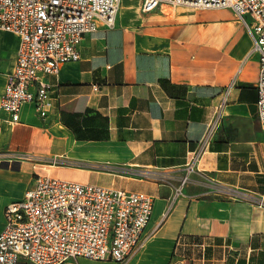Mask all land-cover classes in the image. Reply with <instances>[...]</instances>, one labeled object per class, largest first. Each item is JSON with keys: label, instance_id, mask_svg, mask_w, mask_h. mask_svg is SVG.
Masks as SVG:
<instances>
[{"label": "crops", "instance_id": "crops-1", "mask_svg": "<svg viewBox=\"0 0 264 264\" xmlns=\"http://www.w3.org/2000/svg\"><path fill=\"white\" fill-rule=\"evenodd\" d=\"M18 44L0 30V95ZM79 51L44 77V116L33 102L16 121L0 108V230L6 204L46 175L152 196V233L127 264H264L258 55L243 21L229 8L120 0L114 24L98 22Z\"/></svg>", "mask_w": 264, "mask_h": 264}, {"label": "built area", "instance_id": "built-area-1", "mask_svg": "<svg viewBox=\"0 0 264 264\" xmlns=\"http://www.w3.org/2000/svg\"><path fill=\"white\" fill-rule=\"evenodd\" d=\"M119 4L120 0H0V30L19 39L15 64L0 95V108L12 121L25 102H33L40 116L46 114L49 97L44 77L78 60L83 36L95 30L98 22L111 27ZM163 4L229 8L243 21L252 51L258 55L256 115L264 135V0H141L144 12ZM219 107L214 106L206 118L203 142L218 125ZM198 156L199 151H194L189 163ZM186 180L184 176L181 183ZM152 206V196L144 192L38 175L20 199L4 208L0 264L20 260L62 264L78 257L127 264L152 233L146 231Z\"/></svg>", "mask_w": 264, "mask_h": 264}]
</instances>
